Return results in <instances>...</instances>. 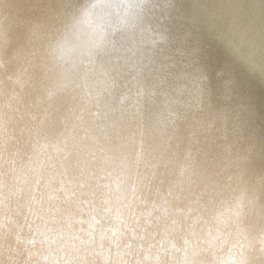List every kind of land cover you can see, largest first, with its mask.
Listing matches in <instances>:
<instances>
[{
  "label": "clouds",
  "instance_id": "9594fccd",
  "mask_svg": "<svg viewBox=\"0 0 264 264\" xmlns=\"http://www.w3.org/2000/svg\"><path fill=\"white\" fill-rule=\"evenodd\" d=\"M0 264H264V0H0Z\"/></svg>",
  "mask_w": 264,
  "mask_h": 264
}]
</instances>
